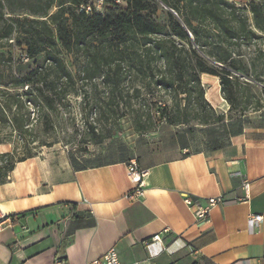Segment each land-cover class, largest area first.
<instances>
[{
	"label": "crops",
	"instance_id": "0c3cea01",
	"mask_svg": "<svg viewBox=\"0 0 264 264\" xmlns=\"http://www.w3.org/2000/svg\"><path fill=\"white\" fill-rule=\"evenodd\" d=\"M200 78L219 122L160 121L80 154L51 147L16 162L0 184V264H85L111 246L122 264H263L264 107L231 117L219 78ZM130 159L147 170L133 198ZM185 194L225 201L199 219ZM250 214L262 215L253 230Z\"/></svg>",
	"mask_w": 264,
	"mask_h": 264
},
{
	"label": "trees",
	"instance_id": "16d2710c",
	"mask_svg": "<svg viewBox=\"0 0 264 264\" xmlns=\"http://www.w3.org/2000/svg\"><path fill=\"white\" fill-rule=\"evenodd\" d=\"M92 1L0 0V40L13 39L33 60L27 71L14 74L0 51V143L13 144L11 151L0 152V184L16 162L36 154L28 107L54 112L97 78L108 95L106 107L96 105L117 118L129 115L138 133L160 121H221L223 115L205 98L202 73L219 78L229 116L247 113L249 95L239 74H253L256 66L240 51L264 35V0H103V10L81 8ZM65 54L82 58L75 72ZM254 76L262 80L259 73ZM160 93L169 96L170 105L153 100ZM139 100L144 102L135 107ZM122 105L127 112H120ZM263 107L257 98L251 111ZM94 134L95 143L109 136Z\"/></svg>",
	"mask_w": 264,
	"mask_h": 264
},
{
	"label": "rangeland",
	"instance_id": "374dc122",
	"mask_svg": "<svg viewBox=\"0 0 264 264\" xmlns=\"http://www.w3.org/2000/svg\"><path fill=\"white\" fill-rule=\"evenodd\" d=\"M93 1L96 2V0ZM97 9L103 10V7ZM55 10L56 7L53 6L50 12ZM159 16L163 17L161 13H159ZM0 43L2 44L0 51H4L10 59V71L12 73L22 74L33 66V60L27 59L25 56L24 47L16 45L13 39L0 40ZM258 49H261L264 53V35L262 39L257 40L254 44L248 47L243 46L240 51L245 62L251 63L254 61L256 70L253 74L259 73V77L262 79L261 81L257 80L253 74H239L240 81L243 82L244 92L249 95L247 113L251 112L255 99L260 98L264 103V57L259 55ZM64 58L73 72L76 71L77 63L82 62V58L75 55L65 54ZM77 58L78 60H76ZM107 95V89L102 84L101 79L97 78L87 82L78 93L69 95L67 103L54 112H48L45 108L42 112L36 111L35 108L29 106L28 109L31 111L33 118L34 136L36 138V141L31 144L32 152L37 154L45 148L62 147L75 154H80L96 146L94 133L98 135L108 134L109 136L104 138L103 141L113 136H119L121 133L130 134L133 131V126L129 115L117 118L116 115L109 114L106 111L103 113L96 105L98 102L104 107ZM153 100L158 101L161 105L171 104L169 96L162 95V93L155 95ZM144 101L139 100L134 106L139 107ZM120 112H127L126 106L122 105ZM46 113L49 117L48 121L44 118ZM90 125L94 127V130L90 128ZM6 130V128L3 129L1 136L4 135ZM12 149V143H0V152L11 151ZM17 151L22 152V148L18 147Z\"/></svg>",
	"mask_w": 264,
	"mask_h": 264
},
{
	"label": "built area",
	"instance_id": "2783aa9c",
	"mask_svg": "<svg viewBox=\"0 0 264 264\" xmlns=\"http://www.w3.org/2000/svg\"><path fill=\"white\" fill-rule=\"evenodd\" d=\"M103 3V0H96V2L92 1V3L81 6L86 12L91 11L92 5L96 8H100ZM127 173L129 176L130 181L134 184V187L127 191L126 195L130 198L141 196L143 194V185H144V178L147 174L146 169H142L137 165L135 159H130L127 163ZM242 187L245 191L248 190L249 181L244 179L242 182ZM183 201L185 205L192 211L193 215L199 219H206L209 216L211 209L216 206L218 203H221L224 198L219 196L209 197L206 198L204 201L193 198L190 195L185 194L183 196ZM5 217L0 215V226L1 220ZM262 219L261 214H250L248 216V227L250 230L258 227L260 221ZM169 232V228L163 229L161 233H156L152 235L149 239H146L143 244L146 248L151 247L156 243L161 242V234ZM54 264H66L65 260L62 257H57L54 260ZM85 264H122L117 250L114 246L109 247L106 251H104L99 257L91 259L87 261ZM245 264H251L250 260H245ZM263 264H264V256H263Z\"/></svg>",
	"mask_w": 264,
	"mask_h": 264
}]
</instances>
